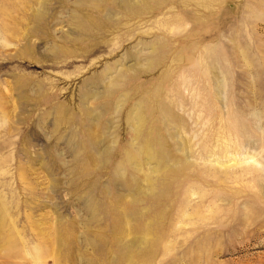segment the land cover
<instances>
[{"label": "rangeland", "instance_id": "rangeland-1", "mask_svg": "<svg viewBox=\"0 0 264 264\" xmlns=\"http://www.w3.org/2000/svg\"><path fill=\"white\" fill-rule=\"evenodd\" d=\"M0 264H264V0H0Z\"/></svg>", "mask_w": 264, "mask_h": 264}, {"label": "bare ground", "instance_id": "bare-ground-1", "mask_svg": "<svg viewBox=\"0 0 264 264\" xmlns=\"http://www.w3.org/2000/svg\"><path fill=\"white\" fill-rule=\"evenodd\" d=\"M139 119V118H138ZM168 127V126H167ZM179 135V134H178Z\"/></svg>", "mask_w": 264, "mask_h": 264}]
</instances>
